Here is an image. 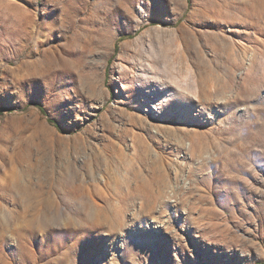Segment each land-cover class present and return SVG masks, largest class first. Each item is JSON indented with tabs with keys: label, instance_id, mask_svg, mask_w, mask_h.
I'll use <instances>...</instances> for the list:
<instances>
[{
	"label": "rangeland",
	"instance_id": "1",
	"mask_svg": "<svg viewBox=\"0 0 264 264\" xmlns=\"http://www.w3.org/2000/svg\"><path fill=\"white\" fill-rule=\"evenodd\" d=\"M0 264H264V0H0Z\"/></svg>",
	"mask_w": 264,
	"mask_h": 264
},
{
	"label": "trees",
	"instance_id": "2",
	"mask_svg": "<svg viewBox=\"0 0 264 264\" xmlns=\"http://www.w3.org/2000/svg\"><path fill=\"white\" fill-rule=\"evenodd\" d=\"M37 108L39 109V111H40L43 115L45 114V111H44V109H43L42 106L37 105ZM47 120H48L49 123H52V124L56 125V122H55L54 120L49 119V118H47Z\"/></svg>",
	"mask_w": 264,
	"mask_h": 264
},
{
	"label": "bare ground",
	"instance_id": "3",
	"mask_svg": "<svg viewBox=\"0 0 264 264\" xmlns=\"http://www.w3.org/2000/svg\"><path fill=\"white\" fill-rule=\"evenodd\" d=\"M171 61H172V60H170V63H171ZM172 62H173V61H172ZM170 63H169V64H170ZM169 64H168V65H169ZM173 65H174V64L172 63V64L169 65V66L166 65V67L169 68V69H171V68H173ZM181 85H182V84H181ZM182 98H183V97H182ZM188 148H189V145H188ZM183 187H184V186H183ZM185 187H186V186H185ZM151 221H153V222H157L155 219H151Z\"/></svg>",
	"mask_w": 264,
	"mask_h": 264
}]
</instances>
